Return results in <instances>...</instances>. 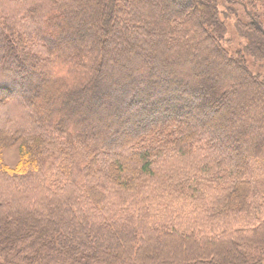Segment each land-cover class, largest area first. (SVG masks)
<instances>
[{
    "label": "trees",
    "instance_id": "1",
    "mask_svg": "<svg viewBox=\"0 0 264 264\" xmlns=\"http://www.w3.org/2000/svg\"><path fill=\"white\" fill-rule=\"evenodd\" d=\"M247 58L264 0H0V264H264Z\"/></svg>",
    "mask_w": 264,
    "mask_h": 264
},
{
    "label": "rangeland",
    "instance_id": "2",
    "mask_svg": "<svg viewBox=\"0 0 264 264\" xmlns=\"http://www.w3.org/2000/svg\"><path fill=\"white\" fill-rule=\"evenodd\" d=\"M234 21L235 18L232 16L231 19H228L225 22L227 26V34H226L227 40L224 43V45L231 53H234L237 50H239L242 47L243 43L245 42L236 34L234 28ZM247 64L253 74L259 76L260 78H264V61L260 63H256L253 62L252 59L247 58ZM224 93H225L224 91H221V93L219 94L214 93L210 99V102L214 104L215 102H218V100H223V101L225 100L228 103L233 104L231 98L229 99V97ZM209 109L212 108L210 107ZM17 147H18L17 145H14L12 147L5 148L0 151V160L7 167L13 168L17 165L19 161V152Z\"/></svg>",
    "mask_w": 264,
    "mask_h": 264
}]
</instances>
